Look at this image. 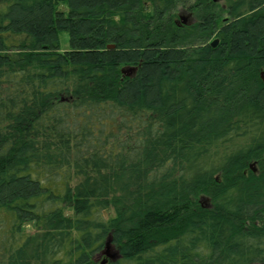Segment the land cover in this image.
<instances>
[{"label": "trees", "instance_id": "obj_1", "mask_svg": "<svg viewBox=\"0 0 264 264\" xmlns=\"http://www.w3.org/2000/svg\"><path fill=\"white\" fill-rule=\"evenodd\" d=\"M222 1L0 0V264H264V0Z\"/></svg>", "mask_w": 264, "mask_h": 264}, {"label": "rangeland", "instance_id": "obj_2", "mask_svg": "<svg viewBox=\"0 0 264 264\" xmlns=\"http://www.w3.org/2000/svg\"><path fill=\"white\" fill-rule=\"evenodd\" d=\"M214 3H217L218 5H222L223 1L222 0H211ZM150 8V4H146L143 8V11L146 9ZM183 15H188L190 24H182L181 16ZM225 14L222 16L224 17ZM169 16V19L176 25L177 27L181 28L184 33L190 32V27L191 25L195 24L198 22L199 18L198 12L196 10H187L186 8L181 7L180 5H176L174 8L170 10L169 13H167V17ZM214 39H217L216 37H210L209 42L213 41ZM59 40H60V46L61 48H65L67 46V34L66 32H62L59 35ZM218 43V42H217ZM131 69V68H129ZM125 73L130 74V72L125 71ZM263 78H264V71L262 72ZM249 167L252 169V167L255 169L256 168V162L251 161L249 163ZM206 200V197L204 194H200L198 196V202L202 205L204 201ZM25 231L28 233H32L34 231V228L31 226V224H26L25 225ZM113 249L116 250V248L113 246Z\"/></svg>", "mask_w": 264, "mask_h": 264}, {"label": "water", "instance_id": "obj_3", "mask_svg": "<svg viewBox=\"0 0 264 264\" xmlns=\"http://www.w3.org/2000/svg\"><path fill=\"white\" fill-rule=\"evenodd\" d=\"M182 24H190V20L188 15L181 16ZM218 42V39H214L210 42L211 46H215ZM108 47H113V45H108ZM128 71H133L132 69H129ZM263 73H261V76ZM252 170L255 171V169L252 167ZM204 206V204H202ZM98 256H102V260L99 264H105L107 260H114L118 256L117 249H113V245L111 243V237L109 236L105 242L104 248L101 250L100 254Z\"/></svg>", "mask_w": 264, "mask_h": 264}]
</instances>
